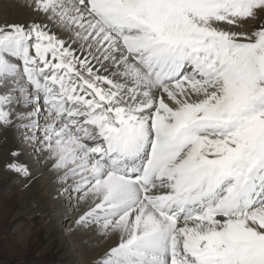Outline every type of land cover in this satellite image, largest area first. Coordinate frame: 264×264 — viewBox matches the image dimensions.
<instances>
[{
    "label": "snow or ice",
    "instance_id": "6c2138e0",
    "mask_svg": "<svg viewBox=\"0 0 264 264\" xmlns=\"http://www.w3.org/2000/svg\"><path fill=\"white\" fill-rule=\"evenodd\" d=\"M19 6L0 167L95 249L80 264H264V0Z\"/></svg>",
    "mask_w": 264,
    "mask_h": 264
},
{
    "label": "bare ground",
    "instance_id": "6f19581e",
    "mask_svg": "<svg viewBox=\"0 0 264 264\" xmlns=\"http://www.w3.org/2000/svg\"><path fill=\"white\" fill-rule=\"evenodd\" d=\"M20 3L21 0H0V20L4 18L10 21L21 19L25 13L24 9L19 6ZM0 142H2V136H0ZM12 146L14 145L9 142L6 147ZM2 154L0 152V155ZM2 163L3 161L0 160V165ZM10 203H14L17 209L13 210L12 207L10 208ZM53 203L51 197L45 193L43 188L37 186L24 189L10 174L5 173L2 167H0V215L6 221L9 218L12 219V227L19 226L20 228V231L14 235V238L10 239L11 243L15 247L20 248L32 242L37 236L36 232L33 231L34 224L38 222V231H42L48 240L44 251L56 248L61 254V263L80 264L83 260L82 250H85L88 255H92L95 249L86 246L85 237H82L79 233H71L65 230L63 232L65 236L61 234L59 228H57L60 216L52 214ZM24 221H27V223L24 224ZM32 227L33 230L31 229ZM67 227H71L70 222ZM9 230H12L11 227Z\"/></svg>",
    "mask_w": 264,
    "mask_h": 264
},
{
    "label": "rangeland",
    "instance_id": "374dc122",
    "mask_svg": "<svg viewBox=\"0 0 264 264\" xmlns=\"http://www.w3.org/2000/svg\"><path fill=\"white\" fill-rule=\"evenodd\" d=\"M248 26L251 27V25ZM11 204L12 203H10L9 207L16 210L17 207L14 203ZM11 221L12 219L10 218L6 221L5 218L0 215V264H65L64 262H60L61 254L56 248L50 251H44L48 244V240L42 231H38V222L34 224L35 227L33 225L34 230L33 227L31 228L37 234L34 240L24 247H15L10 241V239L14 238L9 230L10 227L11 229L14 228L11 226ZM23 223L26 224L27 221ZM57 228H59L61 234L65 236V233H63L65 228L61 227L60 221L57 224Z\"/></svg>",
    "mask_w": 264,
    "mask_h": 264
}]
</instances>
